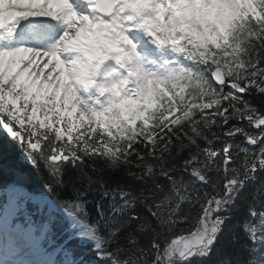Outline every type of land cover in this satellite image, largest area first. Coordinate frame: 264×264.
Segmentation results:
<instances>
[{"label":"snow or ice","instance_id":"snow-or-ice-1","mask_svg":"<svg viewBox=\"0 0 264 264\" xmlns=\"http://www.w3.org/2000/svg\"><path fill=\"white\" fill-rule=\"evenodd\" d=\"M74 2L0 0V31H11L19 21L41 16L63 26V34L48 51L0 49V128L25 150L30 162L47 160L59 165L93 156L129 160L136 156L142 161L137 146L147 149L150 157L162 159L170 154L174 140L195 143L193 137L200 136L198 126L204 120H211L213 127L239 117L256 127L264 126V113L253 114L232 92L224 91L264 93V67L257 60L249 76L234 88L231 76L224 78L212 59H197L199 52L182 27L175 0H99L104 18L91 12L81 14ZM89 5L97 6L85 0L81 8L87 10ZM254 15L256 19L264 15V0H257ZM205 72L221 96L227 93L241 103L225 100L218 114L215 108L191 107L189 85L196 80V86L203 87ZM258 75L260 80L254 78ZM88 90H94V101L85 98ZM141 114L143 119H136ZM228 152L225 147L222 195L206 197L197 233L177 243L188 248L203 242L210 248L246 212L256 223L240 224L241 231L222 250V264H264V211L233 208L237 187L244 180L236 173L229 175ZM257 166H264V152L247 171L254 174ZM152 171L149 166L147 174ZM27 184L23 168L0 155V264H35L38 240L34 227L40 208ZM129 195L121 194L124 203L118 213L131 206L125 198Z\"/></svg>","mask_w":264,"mask_h":264},{"label":"trees","instance_id":"trees-1","mask_svg":"<svg viewBox=\"0 0 264 264\" xmlns=\"http://www.w3.org/2000/svg\"><path fill=\"white\" fill-rule=\"evenodd\" d=\"M256 37L250 53L259 60L262 67L264 66L263 27L258 29ZM245 104L251 112L254 110L262 113L264 93H259L255 89L250 90ZM236 118L230 119L229 125L233 123L236 129L246 132L245 119ZM217 122L219 125L220 122ZM205 125H209V128L205 129ZM210 125L202 123L198 126L201 134L199 137H193L195 143L174 140L170 154H164L162 159L150 157L147 149L137 146L144 156L142 161L132 156L130 160L123 158L122 161L113 164L93 156L83 160L84 166L71 168L70 164H65L51 167L45 161L21 160L20 150L16 148L15 143L5 141L1 137L0 155L23 168L29 185L53 190L59 197L74 198L76 193L89 191L97 193L101 188L106 191L130 193L129 198L132 202L130 213L139 219L135 222L124 218L118 220L117 224L122 229L110 250L113 257L122 264H153L157 251L169 240L187 235L199 225L205 198L221 190L225 174L220 168L207 169L201 161L200 148L205 143H210L213 137L216 139L212 140V144H219V135L225 129L224 126L210 127ZM194 159L199 162L198 169L206 183L205 186H198L197 191L194 190L188 176L190 169L194 168L189 167V163ZM149 166L153 170L151 175L147 174ZM240 171L243 172V168L238 166L228 173L240 174ZM259 183L248 182L236 195V205L233 208L248 210L257 205L262 198ZM179 194L184 196L178 199ZM233 208L229 211L232 212ZM246 218L245 212L243 220L229 224L228 231L217 238L210 255L191 264H222L224 246L234 234L241 231L240 224L244 223Z\"/></svg>","mask_w":264,"mask_h":264},{"label":"rangeland","instance_id":"rangeland-1","mask_svg":"<svg viewBox=\"0 0 264 264\" xmlns=\"http://www.w3.org/2000/svg\"><path fill=\"white\" fill-rule=\"evenodd\" d=\"M180 17L183 19L182 27L184 29H186V26H185V24L187 23L186 18H185V16H180ZM192 21H193V23L195 25L198 23V19L196 17L192 18ZM177 241H180V240H176L174 242H171L167 246V248L165 250V257H166V259H169V258L172 259L175 256H182V257L183 256H188V255L193 254L198 249H202V248L207 247V244L201 242V243L192 244L190 247L185 248L183 246V244L177 243Z\"/></svg>","mask_w":264,"mask_h":264},{"label":"bare ground","instance_id":"bare-ground-1","mask_svg":"<svg viewBox=\"0 0 264 264\" xmlns=\"http://www.w3.org/2000/svg\"><path fill=\"white\" fill-rule=\"evenodd\" d=\"M1 32H3V34H4L5 41H3L2 43H0V49H4V50H15L17 48H29V49H33L32 46L27 41L24 42V43L11 42L10 41L9 34H7L5 30H2ZM61 32H63V30H61ZM60 35H62V34L60 33ZM46 43H50V40H46Z\"/></svg>","mask_w":264,"mask_h":264}]
</instances>
